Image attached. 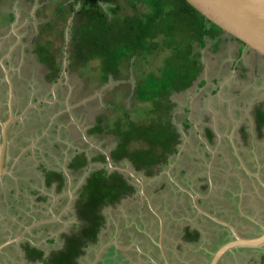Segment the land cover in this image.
<instances>
[{
	"label": "rangeland",
	"instance_id": "374dc122",
	"mask_svg": "<svg viewBox=\"0 0 264 264\" xmlns=\"http://www.w3.org/2000/svg\"><path fill=\"white\" fill-rule=\"evenodd\" d=\"M112 1L120 5L121 9L118 12L119 15H133L134 12L127 5L126 0ZM73 2L74 0H0V56L4 55L5 57H8L10 63L18 62V64H23V67H21V69L24 73H22L21 70L20 71L22 73V76L26 79L25 83H27V81L28 83H30V79H32V77L36 75L32 79L34 82H32V86H34L36 83H39L38 81L40 80L39 75L37 76L38 73L35 69L37 66V56L33 52V48L37 47V44L35 45L34 41L40 39V42H48L46 48L54 53H51L50 57H55L56 61H59L58 63L60 66H62L64 52L67 53V78L60 85L61 94L63 96L66 95L67 97V99L64 100L65 105L71 104V102H74V104L76 105L83 100H86L83 103L84 105L80 107L77 115L78 121L82 122L83 127H80L81 130H83L85 127H93L96 123V119L99 116H102L104 117V119H108L110 121L114 118L116 119V117L123 119L126 117L124 115L126 113L130 119H133L135 122H140L143 117L139 114L141 112H147L150 104L148 102L136 101V99L133 98V90L136 83V80L134 78H136V76H138L140 73L146 74L151 71L154 73H158L157 69L161 68V64L164 65L167 60L169 66L174 65V67H177L178 63L176 62V64H173L171 57H168L171 53L173 55V49L166 47L163 43V37L159 36L160 39H156V41L158 42V47L155 50L154 54L150 55V53L144 61H141L140 59L135 61V74L131 73V66L128 67L127 72L125 68L122 70L123 78L121 81H123V83L121 87L119 81L112 80L111 82H118V84L105 86L99 81L100 60H89L85 66H83L84 62L81 63L82 65H80L79 67L78 65L71 66L72 60L70 59V48H72V41L70 35L66 32V30H71V27L76 25L78 23V20H80V15L77 14L80 2H77V4H75L73 8H71L69 4ZM98 3H102L104 8H108L109 6V4L103 2V0H98ZM61 5L63 9L60 13H57L56 10ZM139 9L142 12L144 11L143 7H141L140 5ZM111 16V14L108 15L109 18ZM47 22H50L49 26L46 25ZM181 38L182 37H180V39ZM182 41L183 43L187 42V39ZM188 43H190V45L195 48L196 52H198L201 72L187 90L181 91L179 93H173L171 95V101L173 103V118H171V121L179 131L183 130L182 125H185V120L187 116L190 115L191 123H188L187 126H189L190 124L210 125L215 119V121L219 122V124L221 125V129L219 128V130H227L228 125H230V127L233 126V124H236V120H240L241 115L246 114L244 110L248 109L251 103H264V60L254 54L247 53V51L245 50L242 56H240L238 59V53L241 51L242 47L241 44L225 34L222 35L221 41L217 44L215 50L213 41H210L209 39H206L205 47L200 49L197 45V41H188ZM185 45L186 44L184 43L183 46ZM186 48L188 47H182V51H185ZM42 72L43 71L40 68V78L42 76ZM29 75H31L29 77L30 79L28 78L27 80V77ZM201 81H204L203 85H201ZM41 85L42 80H40V88ZM41 89H43V92L53 91L51 85L49 84H46L45 87ZM40 98H46V96H40ZM18 99L19 98H17V100ZM111 99L117 100V104L122 105L124 108L112 112V107L106 106V103H109ZM48 101L52 103V100L49 99ZM25 102H27V100L24 101V103ZM238 110L241 111V115L235 114ZM45 132V130H42L40 132V140L37 137V132L34 133V136L29 137V141L32 140L35 142L37 141V139L40 141L38 146L40 149L39 153H33L27 156L20 162L17 167L19 179L16 184L23 182L24 185H29L32 189H39L41 193L43 192L41 191L42 188L40 184V172L42 171V169H44V167H52V164L48 165L50 163L48 160H46V165H40L39 155H41V153H45L43 151L45 148H43L44 144L42 140V136L45 134ZM185 133L186 135H194L192 128ZM65 134L67 136L66 138H69V135L71 137H74L77 136V130L74 126H71L69 127V129L67 128ZM222 134L223 136H225L228 133H225L223 131ZM49 135L54 137V140L60 139L59 134H56V132L52 131L49 133ZM89 136H91L90 138H92V140H95V143L96 140H98L105 145H110V147L111 145L116 143L117 140L116 137H112L110 136V134H105L104 137H102L100 135L92 133ZM237 137L238 140L241 141V139H239L240 137ZM181 139L182 137L179 138V150L184 146V144L185 146L188 145L187 147L189 149L185 148L186 155L190 153L189 155L191 156L194 153L192 152V147L196 146L195 138L188 137L187 140H189V143H184V141H182L183 139ZM229 139L230 138H227V140ZM263 142L264 133L261 134V137L255 138L254 145H252V141H250L248 146L244 144L242 145L240 150L243 151V155L245 154L244 156H246L248 160H251L252 158L260 159L262 156H264V149L261 148L259 144H264ZM69 143H72V141L69 140ZM227 143L229 147L230 144L229 142ZM47 145L48 144H46V146ZM72 145L77 148L79 147V150L82 148V146L83 149L88 148L84 142L79 141V138H76L75 144L72 143ZM217 146L220 147L216 149L219 152L220 161L227 162V168L231 170L230 175L237 174L239 172L240 166L234 162V151L230 148L225 147V144L219 145L218 143ZM19 147L20 146H18L17 148ZM47 150H49L50 152L52 149H50L49 146ZM211 150L215 154L214 149ZM201 151L202 149H200V152ZM91 154L97 155L98 153L96 152V150H92ZM198 154L201 155L200 153ZM53 156L56 160L62 159L63 161L66 159L63 155V148L55 150L53 152ZM209 157L210 153L208 152L207 155H205V157L203 158L204 160L199 164L202 165V169L199 171V173L202 174L204 168L208 167L207 164L209 162H207L206 164L204 161H208ZM240 158L242 159L243 156ZM184 161L185 164L192 162L189 157H185ZM59 162L61 165H63V162ZM10 164L11 163H9V166L7 164V166L10 167ZM127 164L128 163L126 162L124 164H121L119 167H130V165ZM181 165L182 164H179L178 167H181ZM164 166H161V169L154 175L157 181L152 183L151 187L155 189L158 185L164 182L166 184L167 190L169 191L172 183L170 182L166 173H164L165 170L167 171V168L165 169ZM94 168L98 170L101 169L102 166H98L95 163H92L90 167H88V170H86V168L80 169V172L78 171L75 175L73 174L74 178L72 179L70 186H68L64 192H61V190H57L56 188L52 189L53 187L45 189V193L43 194L47 197V199L40 200L39 197L36 201L37 203L35 202V205H37L36 208H39L40 215L44 214V216H46L48 212H51L53 206H55L56 214H58L61 210V212L65 211L64 213H66L67 200L71 199L74 194L78 193L80 186L86 180L85 178L89 175V172L91 170H95ZM138 175L141 176L142 179L145 180V182L149 179V177H146L143 173L138 172ZM154 177L149 179V183L154 180ZM8 178L6 177L5 179H3V183L2 185H0V242L6 240V238L9 236H13L18 231L20 232V229L17 228L13 231V235H9V220H15V212L11 211L8 205L6 206L4 204L5 201L7 203L10 200L7 195H2V193H4V190L7 188L4 185H12L11 181L10 183L8 182ZM125 178L127 179L128 183L133 184L135 187L138 186V183L133 178H128V176H125ZM233 180L236 181L235 179ZM137 189H139V187H137ZM29 191L32 192L34 190ZM166 193L168 192L163 193L161 191V197L165 196ZM249 193L250 198H252L250 191ZM43 194H41V196ZM11 200H15V202L17 201L22 204L23 207L20 209V212L18 210V213L20 215L22 214L23 218L31 216L28 218L27 223L33 222L34 224H36L37 221L39 223L41 222V216L37 217L35 216V214H31L33 208L30 205L33 204L34 198L32 196H28L26 191L22 197H18L15 192L11 193ZM15 202H12V204H15ZM161 203L162 201L158 200L156 206L160 207ZM40 204L45 205V207H38ZM28 206L31 208L27 209ZM134 210L135 208H133V204L131 202H126V200L123 198L115 205H113V207L104 208L103 214L109 220L108 229L102 236L104 243H94L91 246V250H89L90 248H87V257L84 256L80 264H113L111 259L114 256L118 255H115V251L110 247L109 243L111 242V240L116 241L115 238H119L118 232L120 236L122 230H127L124 225L131 224L132 222V220L129 219V216L132 217V215H140L138 209H136L138 210L137 213L134 212ZM146 212L147 211H145V213ZM122 215L125 216V218H123ZM66 216L67 218L60 219V224L51 225V228H49V232L51 233V235L49 236L48 240L50 239V237H52L56 242L58 241L56 240V238H58V233L63 230L67 231L75 218L74 216L69 214ZM33 219H36L37 221ZM110 223L111 228L109 227ZM35 231L36 232L32 231V233H30V236H28L29 239H32V237L36 238V236H40V240L38 241V243L43 244L45 248L48 249L55 246H49L48 244L44 243L46 235L42 233V231H40V227H37ZM19 232L17 233V236L18 234H20ZM89 254L90 258L87 261ZM14 255V247L11 246L6 248L2 253L3 260L1 264H15ZM117 261L121 263L119 259H117Z\"/></svg>",
	"mask_w": 264,
	"mask_h": 264
},
{
	"label": "trees",
	"instance_id": "16d2710c",
	"mask_svg": "<svg viewBox=\"0 0 264 264\" xmlns=\"http://www.w3.org/2000/svg\"><path fill=\"white\" fill-rule=\"evenodd\" d=\"M77 2H80L77 10L80 20L69 29L72 41L71 66L79 67L83 62L85 66L89 60H100V83L106 84L108 80L121 81L122 70L125 68L127 72L129 66L131 73L135 74V61H144L150 53L154 54L158 47L156 39L160 37H163L164 45L174 51L168 57H171L173 64L178 63L177 67L169 66L167 60L157 69L158 73H140L134 78L136 83L133 98L150 104L147 112L139 114L143 117L140 122L130 119L126 113L125 118L116 117L110 121L99 116L95 125L88 130L89 134H111L116 137L115 147L111 151L114 163L125 160L135 171L152 177L161 169L158 166L166 165L178 151L180 133L171 121V95L187 90L201 72L198 52L188 41H197L200 49L205 47L206 39H209L213 41L215 50L223 33L185 0H126L134 12L132 16L119 15L121 7L112 0H103L109 4L108 8H104L98 0H74L69 6L73 8ZM139 5L143 7V12ZM62 9L61 5L56 12L60 13ZM110 14L112 16L109 18ZM49 24L50 22L46 23L47 26ZM185 39L187 42L184 43L188 48L182 51V47H185L182 40ZM34 42L37 47L33 48V52L38 61L48 68V77L52 80L60 71L59 61L50 57L54 53L46 48L48 42H40V39ZM203 84L204 81H201V85ZM117 103V100L111 99L106 106L112 107V112L124 108ZM256 122L258 127L264 125L261 105L258 106ZM206 134L208 139L213 136L211 132ZM94 159L104 161V156L99 154ZM83 166L86 167L83 153L75 155L69 164L74 172ZM43 171L46 187L58 181L60 183L56 189L60 190L63 179L61 173L45 169ZM132 192L134 188L121 173L107 174L104 169L92 171L78 196L80 201H85L78 218L88 219L87 225L78 234H72L74 237H65L64 249L53 253L43 264H76V259L83 253L82 238L93 244L97 241L100 228L105 222L99 211ZM43 199H46L45 195L40 196V200Z\"/></svg>",
	"mask_w": 264,
	"mask_h": 264
},
{
	"label": "flooded vegetation",
	"instance_id": "af4514ba",
	"mask_svg": "<svg viewBox=\"0 0 264 264\" xmlns=\"http://www.w3.org/2000/svg\"><path fill=\"white\" fill-rule=\"evenodd\" d=\"M235 41L238 42L237 40H235ZM29 44H31V43H29ZM239 44H241V43L239 42ZM242 45L243 44H241V46ZM243 50L247 51V53H249V54L256 55L251 50L244 48V45L242 46L241 52ZM241 52H240V54H241ZM256 56H258V55H256ZM1 57H4L2 62L4 63V67H5L7 72L5 73L4 68L0 65V84H1V86H0V91H1V93H0V120L2 122H4L9 117V110H8V107H9L8 90H9V88H8V82H7L6 76L8 77L9 82H10L11 87H12V95H11V113H12V116L13 117L19 116L20 114H22L24 109L28 107V105L32 104L24 112V115L21 118L18 117L16 119L12 120V122H10V124L8 125V128H7V132H6L7 144H6V148H5V152H4V162H3V168L6 169V174H4V177L2 176V179L0 181V185H2L3 179H5L6 177L8 178V176H9L8 182L10 183V181H11L12 185L11 186H9L7 184L4 185L7 188L4 190V193H2V195H4V196L7 195V197L10 199L7 203L5 201L4 204L6 206L8 205L9 209L11 211L15 212V216L13 215L15 220L14 221L9 220V224H10L9 235H13V233H14L13 231L17 228H19L20 232H22L25 227H28L29 225H31L33 223V222L27 223L28 218L31 216L23 218L22 214L20 215L18 213V210L20 212V209L23 206L20 202H17V201L15 202V200H11V193H14V192H15V194H17L18 197L19 196L22 197L26 191L28 196H32L34 198L33 204L30 205L33 208L31 211V214H35V216H37V217L41 216L42 217V218H40L41 220L52 219L53 214L55 216L60 215L61 218L59 217V219H54V220H51L50 222H46V223H41V224L39 223L40 225H36L33 228H31L28 232H25L24 237L22 239H20L17 242L10 244L9 246L5 247L2 250V252L0 253V263H2V260H3V257H2L3 251L6 248L12 246L15 248V255H14L15 264H43V262L48 260V258L53 253H57L60 250L64 249V246L66 244V238L65 237H67V236L70 237L72 234H78V232H80L84 228V226L87 225L88 219L79 220V218H78L79 211L82 209L83 205H85L84 204L85 201H80V199L78 197L79 191H80L81 187L85 184L86 180L80 186L78 193L74 194L73 197H71V199L67 200L66 213H64L65 211L61 212L62 211L61 210L60 211L61 214H60V212L58 214H56L55 213V206H53L51 212H48L47 215L44 216V214L40 215L39 208H36L37 205H35L37 203L36 201L38 200V198L43 193H41L39 191V189H32L29 185H26V184L24 185L23 182L16 184L18 179H19L17 167L23 159H25L27 156L32 154L29 151V149L28 150L26 149L29 144L33 143L32 140L29 141V137L34 136V133L37 132V135H38L37 137H39L38 139L40 140V132L42 130L46 131L45 134L42 136V140H43V144H44L43 148H45L43 151L48 156L50 155L49 150H47V148H49V146H50V149H54V151L58 150L57 147L59 145H63L64 147H66L65 144H63V142H62L64 139H68V140L72 141L73 144H75L76 138H79V141L84 142L87 145V147H89V143L83 137L81 129H78L75 125L72 124V118L70 116V115H72V117L74 119L77 118L78 111H79L80 107H82L84 104L79 105V106H75L72 108H70V107L75 105L74 102H71V104L65 105L64 100H66L67 97H66V95L63 96L61 94L60 85L67 78V71H68L67 68H66V78L61 75L62 66H60V71L51 80L48 77V74H49L48 68L43 66L38 61V57H36V60H37L36 65L37 66L35 69H36V72L38 73L37 76L39 75V79L42 80L41 88H44L46 84L51 85V87L55 86L54 87L55 97H54L53 93L51 91L43 92V89L40 88V80L38 81L39 83H36L34 86H32V82H33L32 79L36 75L33 76L32 79L29 78L32 74L29 75L27 77V80L29 78L30 83H28V81H27V83H25L26 79L22 76V73H24V72L21 69V67H23V64H18V62L10 63L8 57H5L4 55L0 56V58ZM262 60H264V59H262ZM40 68L43 71L41 78H40ZM20 70L22 71V73ZM40 96H42V97L46 96V98H48V99L40 98ZM17 98H19V99L17 100ZM49 99L52 100V103L48 101ZM26 100H27V102L24 103V101H26ZM238 112H239V114H241L240 111H238ZM246 118H247L246 119L247 120V126L248 125L250 126V123H252V125L254 126V130H256V132H254L256 134V135L254 134L255 136L259 137L261 130H263L261 132L264 133V125L261 127H258L257 122L255 120V117H246ZM80 120H81V118H80ZM71 126H74L76 128L77 136L71 137L69 135V138H66L67 136L65 134V131L67 130V128L69 129V127H71ZM52 131L56 132V134H59L60 140H54V137L49 135V133ZM83 131H84V134L86 135V138L89 140L90 134L88 133L87 128H85V130H83ZM229 131H231V130H229ZM233 132H234L233 137H236V139H238L237 136H239L240 137L239 139H241V141L238 142L239 148H240V146H242L244 144L246 146L249 145L248 140H249L251 134L248 132L247 128L246 129L244 128L243 130H240V128H237V129H234ZM202 136L207 139L206 133H202ZM38 139H37L38 142L36 144L37 150L34 152L36 154L39 153V150H40L38 147L40 141ZM212 140H213V138H211V141ZM0 142H1V134H0ZM46 144H48V145L46 146ZM18 146H20V147L17 148ZM23 149H24V151L21 154V151ZM92 150H96V152L98 153L97 155L102 154L98 149H95V148L93 149L90 147L87 149H85V148L83 149V146L80 150H79V147L77 148L75 146H70V147H68V150H66L63 153V155L66 158L65 160L62 161L63 165L56 164L57 165L56 169H59V171H57V172L61 173V176L63 178L62 179V187L60 189L61 192H64L65 189L68 186H70V183H71L72 179L74 178L73 174L75 175L78 171L80 172V169L86 168V170H88V167H90V165L92 163H95L98 166H102L101 169L105 170L107 168L106 169L107 174H109L111 172H119L122 174L124 179H126L125 176H128V178H131V177H129V175H126V173H123V172H120L117 170H111L110 167L108 166L106 160H105V157H104V161L95 160L94 157H96L97 155L91 154ZM108 151L110 152V158H111V151L112 150H108ZM79 152L83 153V155L86 159V167L83 166L84 168L81 167L77 170V172H74L73 168L69 167V164L72 161V159L74 158V155H76V153H79ZM242 154L243 153L240 152V155H242ZM111 161H112V159H111ZM124 161L125 160H123L122 162L120 161L118 163H114V161H112V162L115 166H120L121 164H124L127 162V161H125V162ZM98 162H100V163H98ZM9 163H11L10 167H8ZM7 164H8V166H7ZM249 169L251 171H253L252 173H255L254 172L255 169L254 170H252L251 168H249ZM95 170H91L89 172V174ZM41 172H44L43 169ZM137 174H138V172H137ZM87 177L85 179H87ZM152 177H154V176H152ZM152 177H149V179ZM149 179L146 180V182L144 180V182H145L144 191L149 196L154 209H155V207L157 208L156 203L158 200L162 201L161 206L158 208L163 210L165 207H169L170 208L169 210H172V211L175 210L174 213L181 210L180 208H182L184 211L185 207L189 208V206H192V208L195 209L193 207L192 199H191L190 195L185 190L182 189V188L185 189V187L182 185L181 181H178L177 179L173 178L174 182H175L174 183L173 181L170 180V182L172 183V186H171L170 190L168 191L166 184L164 182H162L160 185H158L155 189L152 188L151 187L152 183H154L157 180L154 177L153 178L154 180H152L149 183ZM14 183L16 186L14 185ZM59 183L60 182L55 181L52 185H54V188H57ZM129 185H131L134 188V192L126 195L125 197H123V199H125L126 202H131L133 204V208H135L134 212L137 213L139 210L140 215H132V217L129 216V219H131L132 223H133V230H131L130 228L125 230V231L122 230L120 233V236H119V232H118L119 238H115L116 241L111 240V242L109 244L112 249H114L115 247H117L119 249V247L122 246V242L124 241V239H126V238L130 239L131 237L132 238L135 237L134 226H144V230H143L144 233L143 234H144V236L146 235L148 237V240L149 239H151L152 241H153V239L158 240L160 237H163V235H164V231L163 232L161 231V233H160V220L151 212L150 208L148 207L146 200L143 198V196L140 193V186L138 185L137 187H139V189H137V187H135L133 184L129 183ZM150 188H151V190H150ZM29 190H34V191L30 192ZM161 191L163 193L164 192H169V193H166L165 196L161 197ZM191 193H193V192H191ZM170 194H172L176 198V201L173 202L171 200L172 197ZM193 194H195V192ZM42 196H44V194ZM61 198H64V197H61ZM46 199H47V197H46ZM199 200H200V198H198V200H197L198 203H199ZM12 202H15V204H12ZM115 204H113V205H115ZM113 205H109L105 208L113 207ZM31 207L28 206L27 209H30ZM38 207L43 208V207H45V205L40 204ZM103 209L104 208H102L99 212L105 218V215L103 214ZM136 209H138V210H136ZM145 211H147V212L145 213ZM68 214L74 216V218H75L72 221L70 227L68 228L69 230L67 229V231L63 230V231L59 232L58 236H57L58 238L55 237L56 240H58L56 242H55V239L52 237H50V239L48 240L49 236L51 235V233L49 232L50 231L49 228H51V225L52 224L53 225L54 224H56V225L60 224L61 223L60 219L67 218L66 215H68ZM182 215H183V213L179 214L178 216L180 217ZM88 216L91 217V214H88ZM123 218H125V217H123ZM40 219H38V220H40ZM33 220L37 221L36 219H33ZM164 225H165V221H163V218H162V230H164ZM178 226H179V224H178ZM183 226H184V223H183ZM37 227H40V231H42V233H44L46 235L45 236L46 239L44 240V243L48 244L49 246L55 245L53 248L50 247L47 249L43 246V244L38 243V241L40 240V236H36V238L32 237V239L28 238V236H30V233H32V231L36 232L35 229ZM109 227L111 228V223H110ZM174 228H175V229H173L174 234L175 235L177 234L183 240H186L187 237H189V236H185L188 234H190V236H197L196 239H198V240L200 238L199 233L197 231H194V229H191L189 227L187 229L183 228L182 230L178 227H174ZM224 228H226V227H224ZM107 229H108V223L105 219V222H104L103 226L100 228V231H99L98 236H97V241L95 243L98 242L99 238H101L103 236L104 232ZM17 233L14 234L13 236L7 237L6 240L8 238L16 237ZM195 233H197L198 235ZM72 237H74V236L72 235ZM84 240H85V238L83 237L82 243H83L84 247H81V250L83 251V253L81 255H79L78 258L76 259V264H79L80 257H83L84 255H86L87 248L93 244L92 242H87L86 240H85V242H83ZM2 242L3 241H1L0 243H2ZM113 242H115V243H113ZM157 247L160 248L159 245ZM176 247L179 248L180 244H177Z\"/></svg>",
	"mask_w": 264,
	"mask_h": 264
},
{
	"label": "crops",
	"instance_id": "0c3cea01",
	"mask_svg": "<svg viewBox=\"0 0 264 264\" xmlns=\"http://www.w3.org/2000/svg\"><path fill=\"white\" fill-rule=\"evenodd\" d=\"M243 52L244 51L241 52L240 56H242ZM119 82V84L123 83V81ZM260 105L261 109L264 111L263 102H259L257 104L251 103L249 105L250 107L244 110L246 112V114L244 115H241L242 113L240 110L238 111H240L241 114L236 111V115H241L240 120H236V124H233V126L231 127L230 125H228L227 130H219L221 125L219 124V122H216L215 119L210 125L190 124L189 126H187L188 123H191V115L187 116L185 125H182L183 130L179 131L177 128V131L179 133L181 132L180 138L182 137L183 140H181L184 141V143H189V140H187L188 137L195 138L196 146L192 147V152L194 153L191 156L189 155L190 153L186 155L185 148H188V145L185 146L184 144V146L180 150L178 145L177 153L173 155L169 159V162L164 166L165 169L167 168V171L165 170L164 173H166L169 180L170 177L177 179L178 181L182 182V185L186 190L193 193L195 192V194L200 195V207L210 212L217 218L234 226L238 233L244 237H253L259 235L261 233L260 225H264V156H262L260 159L252 158L251 160H248L247 157L244 156L245 154L240 155V152L243 153V151L240 150L242 146H240V148L238 147V142L240 141L236 139V137H233V131L237 128H240V130L247 128L248 132L251 134L248 141H252V145H254L255 138L257 137L254 133L256 132V130H254V126L252 125V123H250V126H247L246 117H255L256 120L258 106ZM72 124L75 125L78 129L80 127H83L82 122L78 121V117L75 119L72 117ZM85 128L83 130H85ZM191 128L194 135H186L185 132H187ZM89 129L90 128H87V130ZM223 131L228 134L223 136ZM261 131L259 137H261V134H263V132ZM206 132H211L213 134L212 141L211 139L207 138V140L202 136V133ZM101 136L104 137V135ZM110 136L114 137L111 134ZM227 138L230 139L227 140ZM89 140L90 142L95 143V140H92V138H90ZM37 142L38 141H33V143L29 144L26 149H29V151L33 154L37 150V146L35 145L37 144ZM62 142L66 147H64L63 145H59L57 148H63V153L68 150V147L73 146L72 143H69L68 139H64ZM227 142H229L230 144L229 147ZM218 143L219 145L225 144V147L230 148L234 151V162L240 166L239 172L237 174L230 175L231 170L227 168V162L220 161L219 152L216 150L217 148H220L217 146ZM115 144L116 143H114L110 147V145H105L98 140H96L95 143V145H98L99 147L106 150H112L115 147ZM259 145L264 149V144L261 143ZM91 146L92 145L89 144L90 148H94L93 146ZM200 149H202L201 152ZM211 149H214L215 154ZM237 149L239 152L237 151ZM23 151L24 149L21 151V154L23 153ZM53 152L54 149L50 151L49 156L45 153H41L40 165H46V160H48L50 162L48 165L52 164V167H44V169L59 171V169H56V164H60L59 161L62 162V160H56L53 156ZM208 152L210 153V157L208 161H204L206 164L207 162H209L207 164L208 167L204 168V171L201 174L199 173V171L202 169V165L199 164L204 160L203 158L205 157V155H207ZM79 153H76V155ZM198 153H200L201 155H199ZM242 156L243 158L241 159L240 157ZM185 157H189L192 162L185 164ZM179 164H182L181 167H178ZM158 167L161 168V165ZM249 168H251L252 170L255 169L254 172L256 173H252L253 171H251ZM40 174V184L42 188L41 191L45 193V189H47L45 184V175L44 172H40ZM233 179H235L236 181H234ZM49 187H53L52 189H54V185H51ZM248 190L251 192L252 198H250V193ZM170 195L172 197L171 200L173 202L176 201V198L172 194ZM169 209V207H165L163 210L155 207V210L161 215L163 221H165L164 230H162V232L164 231V235L163 237H161V248L163 249L165 256L162 254L161 248L157 247L159 245L158 242L160 241V238L158 240L153 239V241L151 239L148 240V237L146 235L144 236L143 234L144 226H134L135 237L131 239H124V241L122 242V246L119 247L120 250L117 247L113 249L115 251V255L117 254L118 256H114L115 258L113 257L111 259L112 263L208 264L212 258L213 253L222 244L232 239L230 231L224 228V226H221L201 215L200 213L195 211L192 206H189V208L185 207L184 211L182 208H180L181 210L176 213H174L175 210L172 211ZM181 213H183V215L179 217L178 215ZM105 219L107 223H109L108 218L105 217ZM176 222L179 224V226ZM124 226L127 229L130 228L131 230H133L132 222L131 224H126ZM174 227H178L181 230L183 228L187 229L188 227L194 229V231H197L199 233L200 238L198 240L196 239L197 236H190V234H188L185 236L189 237H187L186 240H183L180 238V236L174 234ZM99 242L104 243L103 237L99 238L98 243ZM177 244H180L179 248L176 247ZM92 245L88 247L90 248L89 250L92 249ZM84 256L87 257V250L86 255ZM83 257H80L79 264L83 260ZM89 258L90 254L87 261L89 260ZM117 259H119L121 263H119ZM218 264H264V245L258 248H235L227 252L219 260Z\"/></svg>",
	"mask_w": 264,
	"mask_h": 264
},
{
	"label": "water",
	"instance_id": "95a60500",
	"mask_svg": "<svg viewBox=\"0 0 264 264\" xmlns=\"http://www.w3.org/2000/svg\"><path fill=\"white\" fill-rule=\"evenodd\" d=\"M191 7H193L199 14H201L206 20L210 23L216 25L218 28L221 29L223 34H226L229 37L234 38L238 42L244 45V48H247L258 55L260 58L264 59V0H185ZM69 34V29L66 30ZM244 51V50H243ZM4 57L0 58V65L4 68L5 73L7 72L3 61ZM67 53L64 52V58L62 61V70L61 75L66 78V68H67ZM8 82V103H9V117L4 122L0 120V134H1V142H0V179L1 177L6 174V169L3 168L4 162V152L7 144V128L10 122L16 118H21L24 115V112L32 105H28L27 108L24 109L22 114L17 117H13L11 113V95H12V87L9 82L8 77L6 76ZM118 82H110L107 81L105 86H111ZM54 87H52V93L55 97ZM86 100L71 106L75 107L80 104H83ZM72 118V115H70ZM83 137L86 141L91 144L94 148L98 149L110 167L111 170H117L120 172H125L131 178H133L138 185L140 186V193L146 200L148 207L150 208L151 212L160 220V233L162 231V218L160 214L153 208L150 198L145 193V182L141 176L137 174V172L130 166L126 168H121L119 166H115L110 158V152L106 149L99 147L91 143L84 134V131L81 130ZM8 173V172H7ZM170 180L174 182V179L170 177ZM175 183V182H174ZM185 190L192 199V204L195 210L200 213L201 215L205 216L206 218L210 219L211 221L226 227L230 233L232 239L222 244L212 255L211 260L208 264H218L219 260L229 251L235 248H258L264 245V225L261 226V233L257 236L253 237H244L241 236L238 231L235 229L234 226L230 225L229 223L217 218L210 212L206 211L202 207H200L198 203V198L200 195L193 194L190 191L182 188ZM68 207V206H67ZM60 215L55 216L53 214L52 219L41 220V223L50 222L54 219H59ZM39 222L36 224H31L28 227H25L18 236L14 238H8L7 240L0 243V253L2 250L9 246L10 244L19 241L24 237L25 232H28L31 228L38 225ZM161 237L160 241L158 242L160 248L162 247L161 244ZM161 252L164 255V251L161 248ZM165 256V255H164ZM1 264V263H0ZM168 264V263H165Z\"/></svg>",
	"mask_w": 264,
	"mask_h": 264
}]
</instances>
